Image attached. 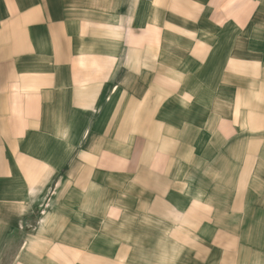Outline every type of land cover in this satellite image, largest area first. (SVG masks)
Returning a JSON list of instances; mask_svg holds the SVG:
<instances>
[{
    "label": "crops",
    "instance_id": "obj_1",
    "mask_svg": "<svg viewBox=\"0 0 264 264\" xmlns=\"http://www.w3.org/2000/svg\"><path fill=\"white\" fill-rule=\"evenodd\" d=\"M262 171L264 0H0V264H149L151 237L184 264H264L263 230L209 225L248 217L238 186ZM197 172L236 192L196 199Z\"/></svg>",
    "mask_w": 264,
    "mask_h": 264
},
{
    "label": "rangeland",
    "instance_id": "obj_2",
    "mask_svg": "<svg viewBox=\"0 0 264 264\" xmlns=\"http://www.w3.org/2000/svg\"><path fill=\"white\" fill-rule=\"evenodd\" d=\"M213 145L216 146V148H218V146L220 145V142H212V143H204V142H196V149L199 150L201 152V156H202V152L205 148L206 145ZM202 158V157H201ZM105 166L108 165V163L103 164ZM197 165V170L200 171L204 165L202 164H196ZM203 175H211L212 179L211 180H207L205 178H203V182L201 181V179H199L200 177H202ZM224 176H221L219 173H211V174H199L197 172L196 174V190H195V196L196 199H200V198H204V197H213V198H221L223 195L222 193L220 194L219 191H216L217 188H214L215 186H220V185H224L225 188H227V190L231 191V192H236L235 190H231V187H234L235 185L237 186V182L238 180L237 175L235 173H233V177L232 175H228L227 173L223 174ZM123 174L119 175V179L120 180H116L118 178H115L116 181L114 180H110V185H112V187L117 188L116 192L119 191L120 192H124V189H126L125 186V182L123 181ZM254 176H256V178L254 179ZM79 177L81 178V175H79ZM239 177V176H238ZM122 179V180H121ZM252 179H254V181H252ZM61 180V174H59L56 179L53 181L51 188L49 189L48 193H47V198H55L59 195H61L62 190H60L58 188V184ZM124 182V183H123ZM216 182H220L216 185H214ZM127 185V184H126ZM214 185V186H213ZM57 186V188L55 187ZM243 186L247 187L248 189H245V187L242 189L241 186H238V194L239 196L242 195V197L244 198L245 201V212L244 214H246V216H248L247 218L244 216V220L243 221H233V222H223L224 221V217H221L223 214L221 212V209H218L220 213H216L215 211H211V208L214 209L213 206H211L209 209H207L206 211H203V208L199 205H197V209H195L196 207L193 206L192 209L196 211V213H209V214H213L215 212V216L217 215L218 220L212 221L209 225H211V229H220L223 227H226L227 229H229L230 231H232L233 233L235 232H241V231H247V230H251L254 227L258 230H263L264 232V204L261 205H250L247 204L251 200V197L253 199H258L260 198L261 201L264 202V171H262L261 173L257 174V175H250L244 174V178H243ZM201 188V189H200ZM208 189H212V193L211 195H209L210 191ZM126 192H128L126 190ZM83 191H79V193L72 195V198H79V196H82ZM213 193H216V195H214ZM237 194V193H236ZM257 201V200H256ZM48 203V200H45V204ZM223 208L226 207V205L222 206ZM222 208V210H223ZM201 210V211H200ZM133 224H137V226H142L141 228H143V226L147 225L148 229H154V230H158L161 231L163 230L164 232H168L172 229V227L170 226V224H166L165 226L162 223H155L154 221H146L145 219L143 221H139L137 220L136 222H133ZM183 223H181L180 225H182ZM189 224V229L190 230H194L196 225L195 223H188ZM197 224L199 226H201L202 224H204V222H197ZM254 226V227H253ZM121 230H123L122 227H120ZM116 230H118V227H116ZM257 232V231H256ZM191 240H193V238H190ZM250 240V238H248ZM106 240V239H105ZM123 238H119L117 237L116 239V243H112V245H115L116 248V255L115 257L117 259H119L121 256H123V254L118 253V251H123ZM132 241L131 246L133 247H138L139 245L141 246L140 241H145L146 239L144 238H135L133 237L131 238H127V241ZM148 254H147V261L149 264L151 263H157V264H172V262H176V263H187V260H185L187 258V256L185 255L184 257H180L182 255L181 252V248L178 249L177 246H175L173 243H171V241L173 239H169V238H155V237H151L148 238ZM180 242L185 243V238H181L178 239ZM101 241V240H100ZM163 241V243H162ZM186 241H188V239H186ZM16 244H18L19 246H21L22 244V238L20 237L18 240H16ZM107 243V240L105 242V244ZM182 243L181 246H182ZM100 244H104L103 242H101ZM120 249V250H119ZM139 250V247H138ZM264 255L263 252H261V254L259 255V257H264L262 256ZM133 259L137 262H139L138 260V253H135L132 255ZM10 258L11 255L9 254L6 258L3 264H9L10 263ZM128 260H130V256H128Z\"/></svg>",
    "mask_w": 264,
    "mask_h": 264
}]
</instances>
